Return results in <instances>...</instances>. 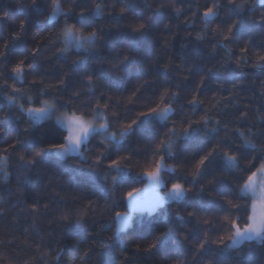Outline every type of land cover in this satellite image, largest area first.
<instances>
[{
	"label": "trees",
	"instance_id": "trees-1",
	"mask_svg": "<svg viewBox=\"0 0 264 264\" xmlns=\"http://www.w3.org/2000/svg\"><path fill=\"white\" fill-rule=\"evenodd\" d=\"M111 4L112 0H108ZM154 9L160 3H168V0H149ZM213 0H177L176 6L180 7L184 14L175 17L170 8L161 12L157 18V24L152 34L147 38V44L142 50L134 52H125L132 63L129 65V71L121 73V83L119 87L111 89L105 88V84L110 83L105 79L108 75V68L112 58L119 51L124 50L123 44H116L113 48L112 40L106 37V44L100 47L98 56L94 54L88 61L89 65L97 68L98 74H101L97 80L98 93L96 99L100 103H106L107 100L100 99V93H107L112 97L113 102L119 106L114 110L120 114L121 123H125L143 110L149 100L156 97L154 92L163 87H169L173 91H180L181 99L174 105L177 108L175 117L177 125L185 117L193 120L200 119L205 110L208 115L220 120L223 124L228 123L230 129L237 127L247 129L252 127L253 131L259 132L264 129L259 120V115H264V70L257 69L253 65L257 63L258 55H264V24L261 22V16L264 15V5L258 0H250V7L254 12L251 20L247 21V27L242 29L238 24L233 30L234 35L231 41H224L231 48V61L226 63L228 56L223 47L216 46L217 39L212 29L221 28L226 30L227 25L232 20H238L239 17L232 15L227 6V0H220L223 5L220 16L207 29V36L204 41H197L196 34L202 31L203 21L199 14L206 10ZM74 6L71 3L67 7H72L73 11L79 14L81 11L87 13V9L93 4V0H75ZM85 4L87 7H85ZM120 0H116L115 11L111 8L104 17L99 19L86 20L85 23L93 27L104 29L105 32L112 31L121 25L134 23L135 14L144 7L141 0H133L129 14L124 18H118L116 13L120 7H124ZM0 11L6 12V16L0 17V51H3V45L7 43L9 48V58L0 57V82L7 81L8 85L16 84L18 88L25 91H31L33 94L40 90V87H47L49 92L57 95L61 101H68L72 105L78 103L72 99L74 92L85 91V85L80 77L82 69L77 68L74 61L82 60L84 57L78 55L74 50L67 53L66 56L58 55V44L55 41L49 42L45 38L52 27L45 24V15L43 14V5L38 11L31 6V0H0ZM193 13H197L193 15ZM27 20L23 32L19 26L22 21ZM189 21L190 23H185ZM254 21V22H253ZM69 23H76V17L68 20ZM63 18L59 25L62 26ZM170 24V30H165L164 25ZM91 30V28L89 29ZM22 36V40L16 43L15 37ZM167 40L165 46L164 41ZM15 45V47H12ZM242 47H247L249 51L243 53ZM37 48L40 51L35 56V71L27 70L25 73V83L19 84L14 79L12 69L21 59L28 57L30 52ZM245 57L247 64H241L239 67L235 61ZM123 58V57H121ZM184 60L192 66V74L172 73L167 76L163 69L169 63L173 65H182ZM27 64V61H26ZM147 71V75H136L141 70ZM209 69L211 71L209 72ZM227 69V70H226ZM187 76L185 80L184 77ZM201 78L205 79V86L202 89L199 99L205 101L202 108L193 113L187 105V100L191 98L196 82ZM64 79V84L60 81ZM44 84L40 85V81ZM147 84H144V82ZM35 82V83H34ZM177 84L180 85L177 88ZM51 86V87H49ZM137 87L140 91L133 96ZM132 97V103L127 102V98ZM87 100L88 97H82ZM219 102L217 108L212 105ZM235 105V107L233 106ZM183 106V111H181ZM0 117L8 112V106L5 101L0 99ZM218 109V110H217ZM246 112L248 119H241V113ZM167 129H160L162 136ZM57 135L54 122L44 121L35 127L29 123L28 117L21 115L17 110H12V115L5 122L0 119V156H8V170L12 176L7 184L0 182V208H4L5 214L0 216V240L6 242V247H0L6 256L12 261V264H22L26 259L38 256L36 246L39 245L41 251H46L55 255L56 250L63 248L62 264H177V260H182L184 264H236L229 259L234 252L225 253L221 258L216 252L201 255L200 252L193 251L199 240L203 238L204 232L212 240H218L224 232L217 229L208 231L201 230L197 226L194 217H187L191 222H165L168 212L159 211L155 216L144 214H135L130 228L121 233L118 238H112V231H102L105 225L112 223L114 212H128L127 202L124 199L127 191L133 188L144 189L147 180L140 179L139 174L144 171L146 160L151 156L152 140L154 139L150 126H144L138 133L129 137L122 145L108 146L110 159L104 160V170L111 160L119 157H131V163L122 160L129 169L127 183L121 184L111 194L112 200H107L100 193L93 191L91 184L85 182H72L68 175H59L66 167L63 162L57 165L54 158L39 163L33 170L27 173L30 178L31 190L28 188L24 192V203L17 204L16 179L20 175L18 157L24 154L29 157L32 153L50 146V141ZM227 137L234 141L237 147L240 141L231 133L221 132L219 136L213 137V141H219ZM259 145H264V137L256 141ZM15 144L13 149L11 145ZM201 146L207 148L208 145L201 141L180 142L177 145L175 157L167 159V162L177 169V174L181 177L182 183L192 189L188 201L192 204H202L208 206L207 214L211 217L221 218L224 212L218 211L221 204L227 207L226 199L236 195L235 192V173L220 157H217L207 176L200 178V184L197 187L192 183L195 162L199 158V149ZM93 158L98 152H103L104 148L100 146L99 138L89 144ZM5 149L7 152L5 153ZM227 150V149H226ZM235 151V149H233ZM264 161V153L248 151L241 163L247 165L255 163L256 159ZM70 163L75 164L76 161ZM115 174V173H113ZM215 178L216 183L209 185V180ZM52 180L53 183H49ZM171 187V184H168ZM199 188L204 189L201 194ZM166 191V189L164 190ZM59 199L63 200L60 203ZM34 200H40L41 204H48L47 214L41 207V215L36 217L38 231L31 229L30 225L33 216L30 211H25L22 215L20 209L30 210ZM115 201V206L113 205ZM90 202L96 211L86 218L87 222L82 226L75 228L69 233L63 225L56 222V216L60 209L64 207H84ZM244 203V200L237 201ZM14 205H16L14 207ZM181 208L182 214L193 211L192 207L172 204L168 211ZM200 215L204 214L203 209L197 210ZM243 216L244 213L240 212ZM114 227V226H113ZM28 230L27 232L25 230ZM181 242H176L177 233ZM188 236L187 241L183 240ZM157 237L167 239L163 246L157 244L152 248V243ZM27 241V243H25ZM79 241V251H77V242ZM218 245L212 244L216 249ZM223 247V245H219ZM91 250V251H90ZM240 252L244 256V264H264V244L254 242H244L240 246ZM84 253H88L84 256ZM83 257V259H80ZM37 264L39 262L37 261ZM49 264H55L50 260Z\"/></svg>",
	"mask_w": 264,
	"mask_h": 264
},
{
	"label": "snow or ice",
	"instance_id": "snow-or-ice-1",
	"mask_svg": "<svg viewBox=\"0 0 264 264\" xmlns=\"http://www.w3.org/2000/svg\"><path fill=\"white\" fill-rule=\"evenodd\" d=\"M133 0H120L125 6L119 8L116 13L118 18H124L129 14L131 3ZM144 7L136 12V20L134 23L119 26L115 33L112 31L105 32L104 29L93 27L86 24V20L99 19L104 17L111 8L115 11L116 0H112L109 4L108 0H93V4L85 11L79 14L73 11L72 7H67L68 4L79 6L75 4V0H31L32 8L40 11L43 5V14L45 15V24L54 29L50 32L47 41H55L58 44V55L64 57L67 53L73 50L84 57L82 60L74 61L77 68L82 69V76L80 77L82 83L86 86L83 93L76 91L72 95V99L78 101L72 105L68 101H61L59 97L47 90V87H40V90L33 94L31 91H25L18 88L16 84L8 85L7 81L0 82V99L5 101L8 106V112L4 113L0 119L5 122L12 115V110H17L21 115L27 116L29 123L33 127L44 122H54L57 135L50 141V146L41 148L32 153L26 158L24 154L18 157L19 168L22 170L20 175L16 176V193L17 204L24 203V192L28 188L31 190L30 178L27 173L33 170L39 163L54 158L57 165L63 162L66 167L63 168L59 175H68L72 182H85L93 186L95 193H100L107 200H112V193L121 184L127 183L129 177V169L126 164H122V160H127L131 163V157H119L111 160L107 164L105 171L104 160L110 159L108 146L122 145L129 137L138 133L144 126H150L154 139L152 140L151 156L146 160L144 171L139 174L140 179H146L148 183L145 188H133L127 191L124 199L129 208L128 212H114L112 215V223L105 225L102 231H112V238H118L123 231L130 228L132 225V213L138 211H148L149 214L156 211L168 212L166 223L175 222H191L186 220L187 217H194L197 226L201 229L212 231L219 227V231L224 232L218 240H212L204 232L203 238L199 240L193 251L200 252L201 255H206L212 252L223 257L225 253L234 252V255L229 259L235 261L236 264H244V256L240 252V246L244 242H254L256 244H264V161L256 159L255 163L244 165L241 160L248 154V151H255L264 153V145H259L258 141L264 137V129L259 132L253 131L252 127L241 129L239 127L230 129L227 122L221 123L220 120L208 115L209 110H205L204 115L200 119L193 120L185 116L177 125L175 117L177 116V108L174 106L180 100V91H173L169 87H163L159 91L154 92L153 96L156 98L149 100L144 106L143 110L139 111L135 118L121 123L120 114L114 109L119 106L118 103L113 102L112 97L107 93H100V99L107 100L106 103H100L96 99L98 89L97 80L100 79L101 74H98L95 66L89 65V59L96 54L98 56L100 47L106 44V37L112 40L113 48L116 44H123L124 50L117 52L113 56L112 62L108 68V75L105 79L110 83L105 84V88L119 87L121 83V73L129 71V65L132 61L125 52L140 51L147 44V38L152 34L153 29L157 24V18L161 12L170 8L175 17H180L184 14L180 7L176 6L177 0H168V3H160L154 9L153 4L149 0H141ZM182 2V0H181ZM84 4L85 0H81ZM261 5H264V0H259ZM250 0H227L229 12L239 17L238 20H232L227 25L226 30L221 28L212 29L214 36L220 37L217 39L216 46H213V51L217 46L225 49L228 60L231 61V48L224 41H231L233 39V30L239 24L242 29L247 27V21L251 20V15L246 16V12L251 14L254 12L250 6ZM85 7L86 4H85ZM223 5L220 0H213V2L206 6V10L199 14V18L203 21V28L201 32L196 34L197 41H204L207 36V29L220 16ZM197 13H193L196 15ZM6 12L0 11V17L6 16ZM75 16L76 23H69L68 20ZM63 18L62 26L59 25L60 19ZM28 21H22L19 28L23 32L25 24ZM254 22V21H253ZM261 22L264 24V15L261 16ZM185 23H190L185 21ZM91 28V30H89ZM171 25L165 24L164 29L170 30ZM16 43L22 40V36L14 38ZM165 46L167 40L164 41ZM12 47H15L13 45ZM10 46L5 43L3 51H0V57L9 58ZM40 51L37 48L34 52H30L28 57L19 60L16 66L12 69L14 79L17 83H25L26 69L35 71V56ZM241 52L247 53L249 49L242 47ZM123 57V58H121ZM27 61V64H26ZM239 67L241 64H247L248 60L241 57L240 60L235 61ZM257 69L264 70V55H258L257 63L253 65ZM227 70V69H226ZM211 69H209V72ZM167 76L170 72L180 74H192V66L184 60L182 65H173L169 63L163 69ZM147 71L141 70L136 75H147ZM187 79V76L184 77ZM35 83V82H34ZM44 82L41 80L40 85ZM60 84H64V79H61ZM144 84H147L145 81ZM180 87L179 84L176 85ZM205 86V79L201 78L196 82V87L193 90L191 98L187 100V105L195 113L202 108L205 101L199 99V95ZM51 87V86H49ZM140 91L137 87L136 93ZM264 97V92H261ZM82 97H88L87 100ZM132 97L127 98L128 103H132ZM219 102L212 105V108H217ZM235 107V105H233ZM218 110V109H217ZM2 111V109H0ZM183 111V106H181ZM241 119L247 120L246 112L241 113ZM259 122L264 125V115L258 116ZM160 129H167L161 136ZM221 132L237 137L240 141L237 147L234 141H230L227 137L221 138L219 141H213V137H217ZM99 138L100 146L104 148L103 152H98L95 157L86 155L91 153L89 144ZM201 141L202 145H208L207 148L201 146L199 149V158L195 162L194 171L192 173V183L197 187L200 184V178L208 175L211 166L217 157H220L228 167L234 170L235 173V192L236 195L232 198L226 199L224 204H221L218 211L224 212L223 217L216 218L207 214L208 206L202 204H192L188 201L192 193V189L180 182L181 177L177 174V169L172 167L167 159L175 157L177 145L180 142H194ZM13 149L16 145H11ZM227 149V150H226ZM235 149V151H233ZM7 149H5V153ZM8 156H0V182L7 184L12 176L8 170ZM71 161L77 163L72 164ZM115 173V174H113ZM49 183H53L52 180ZM171 187H168V184ZM209 185L216 183L215 178L209 180ZM166 189L163 194L158 190ZM151 190L155 193L151 201L145 200L141 193L143 191ZM201 194L204 193L203 188H199ZM60 203L59 195L56 194ZM244 200V203L237 201ZM90 202L84 207H64L59 210L56 216V222L71 233L75 228L82 226L87 222L96 209ZM172 204L192 207L193 211L182 214L181 208H176L173 211H168ZM115 206V201H113ZM16 205H14L15 207ZM41 207L47 214L48 204H41L40 200H34L33 206L30 210L20 209L22 215L25 211H30L33 220L30 225L31 229L38 231V224L36 217L41 215ZM198 209H203L204 214L200 215ZM5 209L0 208V216L5 214ZM243 212L244 215H239ZM114 226V227H113ZM28 231L27 229L25 230ZM189 237L184 236L183 240L187 241ZM167 239L157 237L152 243L151 247H157V244L163 246L167 243ZM176 242H181L179 231L177 233ZM27 243V241H25ZM216 243L218 247L212 248V244ZM223 245V247H219ZM0 247H6V242L0 240ZM77 251H79V241L77 242ZM91 251V250H90ZM38 256H33L26 259L22 264H49L50 260H54L55 264H62L64 249L56 250L55 255L46 251H41L40 246H36ZM88 253H84L87 256ZM80 259H83L81 257ZM0 264H12V261L6 256L3 251H0ZM105 264H110L106 261ZM177 264H184L182 260H177Z\"/></svg>",
	"mask_w": 264,
	"mask_h": 264
},
{
	"label": "water",
	"instance_id": "water-1",
	"mask_svg": "<svg viewBox=\"0 0 264 264\" xmlns=\"http://www.w3.org/2000/svg\"><path fill=\"white\" fill-rule=\"evenodd\" d=\"M259 1V0H258ZM148 183V181H147ZM165 189H162V190H158L160 192V194H163ZM155 193L152 192L151 190H148V191H143L141 193V196L145 199V200H148V201H151L154 197ZM128 211H129V208H128ZM159 211H156V212H152L151 214H149L148 211H138V212H134L132 213V220H133V217L135 214H144V215H148V216H155ZM128 229V228H127Z\"/></svg>",
	"mask_w": 264,
	"mask_h": 264
}]
</instances>
